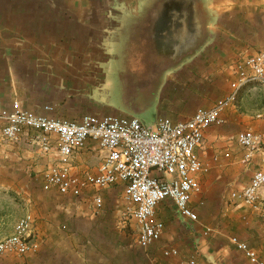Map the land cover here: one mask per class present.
Segmentation results:
<instances>
[{
  "label": "crops",
  "instance_id": "obj_1",
  "mask_svg": "<svg viewBox=\"0 0 264 264\" xmlns=\"http://www.w3.org/2000/svg\"><path fill=\"white\" fill-rule=\"evenodd\" d=\"M104 1L110 0H0V110L19 102L25 110L67 120L124 115L102 111L89 96L91 36L113 20L98 11ZM215 9L221 18L212 27L213 41L167 76L156 119L182 121L211 107L219 86L234 79V62L264 49V0H219ZM223 117L226 123L209 129L198 150L208 172L200 176L202 192L193 198L213 233L205 235L166 201L155 216L165 224L163 236L149 247L138 244L136 221L123 223L122 186L86 190L79 199L47 189L44 172L54 159L41 153L33 132L16 143L6 141L0 123V239L31 215L30 242L37 245L17 260L7 256L3 264H251L231 244L232 237L264 261V219L230 198L264 166L260 154L247 160L238 142L246 130L264 134V87H244L236 107ZM103 155L89 145L76 155L75 172L96 173ZM95 195L104 201L99 210ZM167 250L178 255L164 256Z\"/></svg>",
  "mask_w": 264,
  "mask_h": 264
},
{
  "label": "built area",
  "instance_id": "obj_2",
  "mask_svg": "<svg viewBox=\"0 0 264 264\" xmlns=\"http://www.w3.org/2000/svg\"><path fill=\"white\" fill-rule=\"evenodd\" d=\"M231 70L234 79L228 93L211 107L199 108L182 121L160 117L146 128L138 119L124 115H85L80 120H67L25 110L14 102L11 108L0 110L2 136L16 143L30 132L36 134L41 153L54 159L44 172L45 187L63 196L79 199L86 190L122 186L123 223L137 222L138 244L142 247L162 238L165 224L155 216L157 208L166 201L174 205L181 218L198 224L205 235H210L213 229L193 207L194 196L202 192L199 178L208 172L198 150L209 129L226 123L223 114L236 107L244 87H264V49L238 58ZM238 142L248 152L247 160L255 154L264 157V134L246 130L238 136ZM92 144L104 153L97 172H75L76 155ZM230 198L264 219V166L254 172L243 190L232 192ZM93 203L99 210L104 201L95 195ZM33 222L31 215L17 222L14 233L0 241V256L24 257L37 248L30 242ZM230 242L251 264H264L257 251L245 242L237 237ZM171 255L177 256L178 252L164 251V256Z\"/></svg>",
  "mask_w": 264,
  "mask_h": 264
},
{
  "label": "water",
  "instance_id": "obj_3",
  "mask_svg": "<svg viewBox=\"0 0 264 264\" xmlns=\"http://www.w3.org/2000/svg\"><path fill=\"white\" fill-rule=\"evenodd\" d=\"M219 0L104 1L100 14L111 16L92 37L90 100L138 119L148 128L167 76L191 63L213 41L220 21ZM95 37V38H94ZM138 90L127 97L124 88ZM122 99V102L120 100Z\"/></svg>",
  "mask_w": 264,
  "mask_h": 264
},
{
  "label": "rangeland",
  "instance_id": "obj_4",
  "mask_svg": "<svg viewBox=\"0 0 264 264\" xmlns=\"http://www.w3.org/2000/svg\"><path fill=\"white\" fill-rule=\"evenodd\" d=\"M127 1H130L133 4L135 3V0H127ZM228 84L230 86V82L224 81L223 85L219 86V88L217 89V97H218V99L224 97L228 93V91H229V87L227 86ZM123 93L126 94L127 97H137L138 94H139L138 90L133 89L131 87L124 88ZM100 100L101 99H99V98H94L93 99V103L94 104H98L101 107H103L104 110H102V111H104V112H112L113 111L111 108H109V106H107L108 103H110V104L112 103L111 101H108V102L106 101L107 104L105 103V105H103V104H101L99 102ZM120 102H122V99L120 100ZM99 112H101V111H99ZM235 141H236V139L232 140V142H235ZM16 214H17L16 212L11 210V215L16 216ZM11 220H12V218H11ZM1 240H3V239H0V241ZM9 257H11V259H13V260H17L18 259L17 256H9ZM6 258H7V256L6 257L5 256H0V264H3V262L5 261Z\"/></svg>",
  "mask_w": 264,
  "mask_h": 264
},
{
  "label": "trees",
  "instance_id": "obj_5",
  "mask_svg": "<svg viewBox=\"0 0 264 264\" xmlns=\"http://www.w3.org/2000/svg\"><path fill=\"white\" fill-rule=\"evenodd\" d=\"M250 85H253V84H250ZM249 86V85H248ZM237 101H238V99H237Z\"/></svg>",
  "mask_w": 264,
  "mask_h": 264
}]
</instances>
